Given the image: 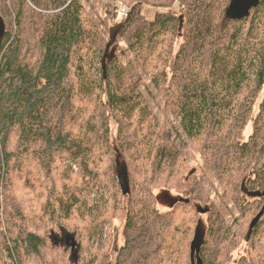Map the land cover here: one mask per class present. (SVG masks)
Wrapping results in <instances>:
<instances>
[{
    "label": "trees",
    "instance_id": "trees-1",
    "mask_svg": "<svg viewBox=\"0 0 264 264\" xmlns=\"http://www.w3.org/2000/svg\"><path fill=\"white\" fill-rule=\"evenodd\" d=\"M31 1L40 10L17 0L16 32L6 31L0 48V264L2 251L6 264H27L32 255L60 264L57 253L66 248L51 235L62 229L80 245L77 261L65 253L67 264H91L97 256L96 264H229L232 249L224 237L230 225L191 165L167 143L165 123L118 52L137 61L144 86L160 97L158 108L178 118L198 157L249 218L242 192L264 182V162L254 163L264 153V99L250 139L241 135L264 88V0L242 19L225 16L230 0H122L129 7L125 18L113 11L120 0H97L104 11L96 12L100 23L82 0ZM0 6L9 9L6 0ZM148 7L152 18L144 12ZM26 15L36 57L23 51ZM114 28L122 43L115 40L118 51L106 59L104 74L106 35ZM103 151L110 156L96 163ZM75 156L81 173L64 172L62 158ZM117 160L126 164L129 194L120 188ZM161 168L168 188L182 180L190 202L171 210L157 205ZM95 184L109 190L108 212L96 223L106 218L112 224L120 215L116 198L126 205L124 242L113 259L110 246L89 254L86 230L95 224L79 218ZM197 225L204 240L193 259L189 253L181 262ZM259 237L264 243V233ZM237 264L254 262L244 255Z\"/></svg>",
    "mask_w": 264,
    "mask_h": 264
},
{
    "label": "rangeland",
    "instance_id": "rangeland-1",
    "mask_svg": "<svg viewBox=\"0 0 264 264\" xmlns=\"http://www.w3.org/2000/svg\"><path fill=\"white\" fill-rule=\"evenodd\" d=\"M82 1L86 4L89 14L91 18L95 21V23H100L99 17H96L97 11H100L102 15L104 14L103 8L100 5V3L97 0H82ZM17 3L13 5L15 15L17 14L16 8H15V5ZM121 5L126 6L127 9L129 8L126 1L120 0L119 6L113 8L116 18L121 17L119 14V8ZM32 7L35 8L34 6L30 4L28 9H31ZM176 9H177V6H176ZM144 12L151 18L154 17V10L150 9L149 7L146 8ZM0 14L4 18V21L6 23V31H12L13 33H15L16 27H17V17L16 18L14 17V14L10 9L4 12L1 6H0ZM104 20L105 22L108 21L106 17L104 18ZM24 23H25L26 30L24 33L25 45H24L23 51L27 55L36 57L39 54V47L37 44V38L35 37L36 34H35L34 27L31 23L30 18L27 15L24 19ZM106 36H107V39L109 40V32L107 33ZM181 39L182 37L180 34L176 39V48H178V46L180 45ZM116 40L118 41L119 44L122 43L120 35H118ZM125 55L126 54H122L118 52V56H120L123 62H125L126 67L128 71L130 72V74L134 77V80L136 81L138 88L142 90L143 94L148 100V105L152 108V110L157 115L158 121L165 123L166 133L168 132L169 134V138L167 137L166 139L167 143L171 141L173 145H175V147L180 151L181 157H183L188 162V164L191 165L194 175H197L201 179L202 184L206 187L205 189L211 197V201L219 208L220 212L225 216L226 221L230 225L231 232L230 234L224 237L225 238L224 245L227 244L232 249V253L229 257V260H230L229 264L239 263L244 255L251 258L254 264H264V243L261 241L259 237V234L264 233V222L256 225L253 231V234L249 240L244 239L249 229V221L261 209L264 208V182L259 185L258 184L251 185L245 188L242 194L245 197L244 203H245L246 208H248L247 212L250 214V216L248 218L245 214L239 213V210L235 207L230 197L229 190L224 188V184H223L224 182L220 183L216 181L214 176L212 175V172L206 165L205 161L202 158L198 157V154H196L197 152L194 147V143L184 133L182 128L179 126L178 118L172 113H170L169 111L165 114L161 112L160 108H158L157 101L160 100V97L157 95V93L153 90L152 87L144 86V80L147 77H146V74L138 67L137 61L132 57L133 59L131 63L127 59H125ZM140 77L143 80H140ZM263 99H264V88L263 90L259 92L257 96V100H256V103L254 104L251 117L247 125L242 130L241 140L248 141L250 139L253 133V122L260 110V104ZM109 156L110 155L108 152L103 151L102 155L96 156L95 161L96 163H99L101 161V158L103 157L108 158ZM260 156H261L260 158H259V155L256 158H254L256 160L254 163L258 162V164H260L264 162V153H262ZM63 158H73V159L78 160L79 162V157L77 156L63 157ZM254 163H253V170L256 169V165L254 166ZM64 172H70V170L64 169ZM76 172L80 174L81 173L80 168ZM63 175L65 176L66 173H63ZM230 178H231V175H230ZM168 179L169 178L166 176V173L163 171V168H161L160 174L156 178L158 182L156 186L158 188L166 187L168 185L167 183ZM181 181L182 180H180L176 186L171 183L169 187H171L173 191L177 192V190H180L183 193L184 190L181 189L182 188ZM95 185H98V184H95ZM229 185H230L229 187L230 190H232L233 182L229 181ZM104 188L106 191L107 198H104V196L100 193V191H98L97 193L98 195L95 198H93L90 192L89 204L87 203L82 208V210L79 213V218L81 217L82 221L89 220L91 224L93 223L95 224V225L93 224L94 227L93 225L91 226V228L93 227L91 232H89L91 229L86 230L88 234L90 233V237L88 236L89 245L87 248L89 254L90 255L93 254V250L95 253L96 251H98V253L101 254L105 251L106 247L110 246L109 252L113 259L117 249L124 242L123 226H124V221H125V211L122 213V209H125L126 205L122 200H120L119 198H116L117 209H120L122 214L120 213V215L115 220L112 221V224L109 223L108 220H106V218H104V221H102L101 223H98V222L96 223V218H97L96 216L102 215L105 217L108 212L107 210L109 208V202H108L109 190H108V187H104ZM158 188H156V190ZM185 195L187 196V194ZM207 204L208 202H203L204 206H206ZM1 212H2V207H1ZM33 227L37 228L36 225H33ZM61 236H62L61 231L59 230L58 238H61ZM192 239H193V233L189 237V246L191 244ZM59 242L63 243L62 241H59ZM63 245H65V243H63ZM66 250L64 249L65 252L63 253H62V250L57 253V258L61 262L60 264H67L66 263L67 257L65 253H68L69 256H71V249L68 248ZM45 252H46L45 250H42V254H45ZM3 253L4 251L1 252L2 254L1 258L5 260L6 257L5 255L3 256ZM189 253L190 252L187 250V248L183 250V253H182L183 258H181V262L184 260V256H185V259H187V256L189 255ZM47 255L48 253L45 256ZM4 260H1L2 264H6ZM97 260H98V256L93 260L94 262H92L91 264H96ZM27 264H43V262L40 257H37V255H32L27 261Z\"/></svg>",
    "mask_w": 264,
    "mask_h": 264
},
{
    "label": "water",
    "instance_id": "water-1",
    "mask_svg": "<svg viewBox=\"0 0 264 264\" xmlns=\"http://www.w3.org/2000/svg\"><path fill=\"white\" fill-rule=\"evenodd\" d=\"M260 0H230L228 6L225 10V16L229 19H242L244 17H248L250 15L251 9L253 7L258 6ZM6 32V23L4 18L0 14V48L2 37ZM118 31L117 28H114L109 35V40L106 44L105 51L102 55L103 59V72H106V59L113 56L115 53V40L117 37ZM117 177L120 184V188L122 193L129 194L131 192V186L128 178V171L126 164L117 160ZM155 200L159 207L165 209H173L180 203H188L190 202V197L184 195L181 192L173 191L168 187H160L155 192ZM1 207V205H0ZM202 212H205V209H202ZM262 212H259L255 219L250 222L249 230L246 236V239L249 238L251 232L255 225L257 224V220L259 219ZM62 236L58 238V233H52L51 239L53 243L56 245H63L65 243L66 248L71 247V259L77 261L78 260V249L80 247L79 243L76 240V236L74 233H71L65 229L61 231ZM204 240V232L201 231L199 225L196 226L194 237L191 241V254L195 252V249L199 248ZM62 241L63 243H60ZM197 252V250H196ZM194 264L195 262L192 261Z\"/></svg>",
    "mask_w": 264,
    "mask_h": 264
},
{
    "label": "built area",
    "instance_id": "built-area-1",
    "mask_svg": "<svg viewBox=\"0 0 264 264\" xmlns=\"http://www.w3.org/2000/svg\"><path fill=\"white\" fill-rule=\"evenodd\" d=\"M119 13L121 14V16L123 17H126L128 15V9L126 6L124 5H121L120 8H119ZM62 164L64 166L65 169H68V170H72V171H77L79 169V165H78V162L76 159H73V158H64L63 161H62ZM98 186H95L92 190V193H91V196L93 198H95L98 194ZM104 198L107 197L106 195V191L104 190L103 192H100Z\"/></svg>",
    "mask_w": 264,
    "mask_h": 264
},
{
    "label": "flooded vegetation",
    "instance_id": "flooded-vegetation-1",
    "mask_svg": "<svg viewBox=\"0 0 264 264\" xmlns=\"http://www.w3.org/2000/svg\"><path fill=\"white\" fill-rule=\"evenodd\" d=\"M202 232H205L204 230H202Z\"/></svg>",
    "mask_w": 264,
    "mask_h": 264
}]
</instances>
